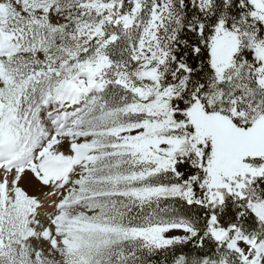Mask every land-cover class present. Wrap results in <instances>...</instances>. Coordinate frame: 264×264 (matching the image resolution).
I'll use <instances>...</instances> for the list:
<instances>
[{
  "label": "snow or ice",
  "instance_id": "obj_1",
  "mask_svg": "<svg viewBox=\"0 0 264 264\" xmlns=\"http://www.w3.org/2000/svg\"><path fill=\"white\" fill-rule=\"evenodd\" d=\"M0 264H264V0H0Z\"/></svg>",
  "mask_w": 264,
  "mask_h": 264
}]
</instances>
